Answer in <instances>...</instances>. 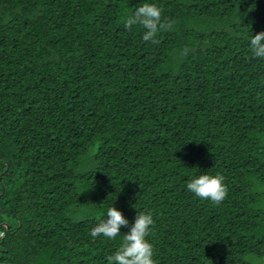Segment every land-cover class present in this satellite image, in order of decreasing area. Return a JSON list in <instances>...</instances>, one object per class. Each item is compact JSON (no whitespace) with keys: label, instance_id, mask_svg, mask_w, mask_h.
<instances>
[{"label":"trees","instance_id":"1","mask_svg":"<svg viewBox=\"0 0 264 264\" xmlns=\"http://www.w3.org/2000/svg\"><path fill=\"white\" fill-rule=\"evenodd\" d=\"M0 0V264H106L152 214L153 264H264V0ZM223 177L219 202L185 189Z\"/></svg>","mask_w":264,"mask_h":264},{"label":"clouds","instance_id":"2","mask_svg":"<svg viewBox=\"0 0 264 264\" xmlns=\"http://www.w3.org/2000/svg\"><path fill=\"white\" fill-rule=\"evenodd\" d=\"M162 9L151 0H143L130 14L126 15L123 26L128 29L139 25L142 27V39L152 41L161 24ZM248 48L255 58L264 59V30L252 34L248 39ZM187 192L197 198L219 202L224 198L225 187L223 177L219 174L210 175L201 172L192 175L185 184ZM114 201V200H113ZM113 201L103 208V215L89 230V236L98 235L109 240L117 237L121 227H127L118 246L105 257L106 264H153V247L147 236L153 224L152 214L146 211H136L129 225L128 220L122 215ZM253 264H261L253 258Z\"/></svg>","mask_w":264,"mask_h":264}]
</instances>
